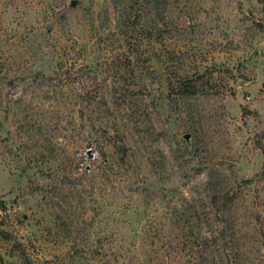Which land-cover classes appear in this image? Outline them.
<instances>
[{"label": "rangeland", "instance_id": "374dc122", "mask_svg": "<svg viewBox=\"0 0 264 264\" xmlns=\"http://www.w3.org/2000/svg\"><path fill=\"white\" fill-rule=\"evenodd\" d=\"M0 264H264V0H0Z\"/></svg>", "mask_w": 264, "mask_h": 264}]
</instances>
